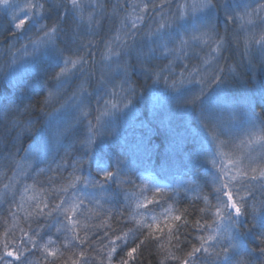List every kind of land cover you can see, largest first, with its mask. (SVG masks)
I'll list each match as a JSON object with an SVG mask.
<instances>
[{
    "label": "snow or ice",
    "instance_id": "snow-or-ice-1",
    "mask_svg": "<svg viewBox=\"0 0 264 264\" xmlns=\"http://www.w3.org/2000/svg\"><path fill=\"white\" fill-rule=\"evenodd\" d=\"M0 7L15 9L2 40L11 75L44 78L36 103L0 105L12 141L0 154V208L8 205L0 264H134L147 245L159 264H264V81L251 95L235 88L241 68L250 73L247 87L264 71V0H24L23 7L0 0ZM231 49L238 60L225 55ZM148 90L153 117L167 112L158 128L137 112ZM213 92L216 103L206 106ZM137 121L135 148L150 159L163 128L169 154L203 169L206 195L174 209L165 195L171 186L135 183L110 142ZM70 137L75 155L64 151ZM26 200L33 210L24 228L18 214Z\"/></svg>",
    "mask_w": 264,
    "mask_h": 264
},
{
    "label": "trees",
    "instance_id": "trees-1",
    "mask_svg": "<svg viewBox=\"0 0 264 264\" xmlns=\"http://www.w3.org/2000/svg\"><path fill=\"white\" fill-rule=\"evenodd\" d=\"M14 3L23 5L24 0H13ZM23 7V6H22ZM13 9L8 10L6 13L3 7H0V105L6 106V104L11 101L20 106L36 103L42 97L37 95L41 93L44 87V78L41 75L38 79H30L25 77L23 80L18 82L17 77L11 75L12 57L5 52V45L2 43L3 36L7 35V32L11 30L9 26L10 14ZM217 26L223 31L225 27V21L223 14L217 17ZM16 47H19L17 44ZM229 57L230 62L233 59H239V54L235 49H231L225 53ZM241 79H239L235 88L239 91L247 90L251 95L254 92H258L260 88V82L264 81V71H257L254 75V78L251 80V87H247L246 79L250 73H247L245 69L241 68ZM35 76V73H33ZM134 80H139L140 84H144L143 76L139 71H136ZM27 80V83H25ZM147 83H151L148 81ZM21 89L24 91L22 92ZM152 92L148 90V97L142 99L137 106V112L140 114V119L145 120L146 122H151L153 128L160 127V121L165 119L167 116L166 111H162L159 116L153 117L150 111V103ZM217 93L213 92L211 95L205 98V105L212 106L216 103ZM258 99V96L256 97ZM51 109H49L50 111ZM2 111V107H0ZM35 113L33 114L35 118ZM43 123L42 120L37 119V127ZM139 121L136 124H122L121 132L122 136L118 140H113L110 143L112 144V149L116 151H122L124 156L123 158L126 161V166L132 173V179L137 185L145 184L149 188L156 185H169L171 187H179L180 191L178 194H173L171 192V187L165 193V195H173L174 197V209L188 207L191 203L195 202L198 198H202L203 195H206L209 191V188H204V191H201V188L204 186V181L202 179L203 169L197 170L191 165L188 161L182 158L180 155L172 156L169 154L167 149V139L166 133L163 128H160V133L153 137L152 143L158 145V148L155 152L152 153L151 158L145 157L140 151L135 148L137 144L142 129L138 127ZM4 125L0 124V154L8 151V148L11 146V136H7L4 131ZM83 129L75 131L73 135H81ZM15 135V133H12ZM39 140V137H37ZM125 140L127 143H125ZM30 141L25 138L23 142L24 147L29 146ZM64 151L73 152L72 137L67 141ZM247 152V149H243ZM73 155L75 153L73 152ZM8 175H11L9 172ZM139 177V178H138ZM43 179V178H42ZM3 183H7L6 180ZM26 183L31 184L32 180H28ZM46 186V185H45ZM2 187V184H0ZM41 186L37 185L39 189ZM139 191V189H137ZM149 193H145L148 195ZM28 197L36 196L37 199L41 198V193L39 191L33 192L29 191L27 193ZM57 203L59 201H56ZM170 203H172L170 201ZM215 203V201H213ZM113 206H119V198L113 201ZM200 206H203L201 202ZM8 205H4L3 208H0V241L3 240V231L6 225L3 224V218L7 215ZM32 201L26 200L24 204V209H22L18 214V220L20 221V226L27 228L28 225L25 222V213L32 211ZM47 211V210H46ZM160 212V209L156 210ZM55 216L56 213L54 212ZM139 219V217H137ZM11 218L9 217V224H11ZM134 223V222H133ZM116 225L114 224L113 227ZM128 227H131L132 224H128ZM21 232L19 228L16 229V236L19 237ZM55 238V237H53ZM47 239V237H45ZM30 247V246H29ZM0 251H3L0 248ZM127 249H124L120 255H124ZM33 259L43 260L41 253L37 252ZM160 257L157 255L155 247L152 245H147L140 250V253L137 255V259L134 261V264H159Z\"/></svg>",
    "mask_w": 264,
    "mask_h": 264
},
{
    "label": "rangeland",
    "instance_id": "rangeland-1",
    "mask_svg": "<svg viewBox=\"0 0 264 264\" xmlns=\"http://www.w3.org/2000/svg\"><path fill=\"white\" fill-rule=\"evenodd\" d=\"M22 6H23V5H21V7H22ZM13 11H15V9H13L12 12H13ZM12 12H11V14H10V18H11ZM11 70H12V68H11ZM15 78H16V77H15Z\"/></svg>",
    "mask_w": 264,
    "mask_h": 264
}]
</instances>
